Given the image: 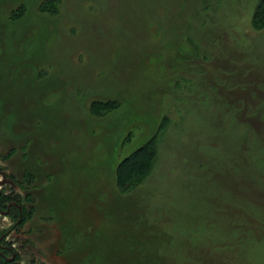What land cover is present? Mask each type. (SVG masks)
Wrapping results in <instances>:
<instances>
[{
  "label": "rangeland",
  "instance_id": "1",
  "mask_svg": "<svg viewBox=\"0 0 264 264\" xmlns=\"http://www.w3.org/2000/svg\"><path fill=\"white\" fill-rule=\"evenodd\" d=\"M258 1L0 0L16 264H264Z\"/></svg>",
  "mask_w": 264,
  "mask_h": 264
},
{
  "label": "trees",
  "instance_id": "2",
  "mask_svg": "<svg viewBox=\"0 0 264 264\" xmlns=\"http://www.w3.org/2000/svg\"><path fill=\"white\" fill-rule=\"evenodd\" d=\"M253 25L256 26L257 28H260V29L264 28V0L258 1V4H257L255 11H254V14H253ZM145 155H146V153L141 155L140 158H138V161L140 159H143L145 157ZM0 198H1V194H0ZM11 202H13V201H11ZM2 209H4V208L2 207ZM11 213H13L16 220H15L14 224L10 227V231L15 229L18 226V224L24 219V214L22 212V209L20 211V208L17 205L16 206L11 205L9 207V215ZM18 219H21V220H19V222H18ZM4 233H7V231L2 232L0 234V237ZM5 238H6V236H4L1 239V241L5 240ZM10 248L11 249L4 252L3 255L0 253V264H12L13 261L16 262V261L21 260L22 253L24 251L23 246H21L19 244L15 248L14 247H10Z\"/></svg>",
  "mask_w": 264,
  "mask_h": 264
},
{
  "label": "flooded vegetation",
  "instance_id": "3",
  "mask_svg": "<svg viewBox=\"0 0 264 264\" xmlns=\"http://www.w3.org/2000/svg\"><path fill=\"white\" fill-rule=\"evenodd\" d=\"M0 174L2 175V179H0V185L3 186L4 184H6L7 182V175L5 173H3V171L0 169ZM1 194V193H0ZM16 205L15 203H12V205ZM20 208V207H19ZM20 211H21V208H20ZM0 212H2L3 214H6L8 215L9 214V206L3 211L0 209ZM19 220L21 219H18V222ZM10 232V229L7 230V233H4L1 237H0V253L3 255L4 252L8 251L10 248L9 244L6 243L4 240L1 241V239L4 237V236H7ZM12 258V257H11ZM15 261L12 262V264H16V262L14 263Z\"/></svg>",
  "mask_w": 264,
  "mask_h": 264
}]
</instances>
